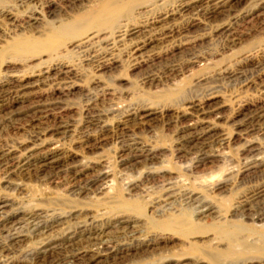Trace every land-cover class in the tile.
Returning a JSON list of instances; mask_svg holds the SVG:
<instances>
[{
  "label": "rangeland",
  "instance_id": "rangeland-1",
  "mask_svg": "<svg viewBox=\"0 0 264 264\" xmlns=\"http://www.w3.org/2000/svg\"><path fill=\"white\" fill-rule=\"evenodd\" d=\"M102 1L0 0V10L8 13L0 16V105L7 103L4 109L0 108V152L18 155L27 149L25 153L29 151L28 154L40 158L55 144L63 161L52 171L35 172L31 168L24 174V171L8 173L0 164V208L5 216L14 223L28 212L43 215L41 222L44 218L50 221L58 217L55 223L58 225L43 233L28 225L26 230L24 224L9 230L13 238L17 237L15 231L21 234L18 241L9 240L4 230L7 224L0 223V264L20 260L25 262L22 264H36L37 253L45 249L46 260L53 257L52 264H64L68 247H64L61 233L91 222L95 226L100 224L98 227L109 238L108 246L115 249L143 241L152 245L117 258L102 256L92 260L89 256L96 245L91 244L93 241L84 242L87 255L82 264H264V218L251 220L264 211V164L252 168L247 162L257 155L264 158V124L252 127L245 120L264 85V21L249 24L238 21L241 34L234 45L217 29L223 20L242 14L263 0H233L230 7L223 8L229 11L228 17L222 14L207 17L201 7L173 12V19L166 20L162 33L155 35L156 40L145 46L144 54L136 60L119 42L107 46L94 41L87 43L92 48L86 44L69 47L71 41L66 39L60 45L65 50L58 56L44 49L45 35L52 27L96 12ZM175 1L166 8L175 9ZM157 11L160 9L136 16L134 21L142 24ZM31 17L39 21L32 23ZM105 33L106 30L101 31L99 39ZM17 40L38 42L43 49L25 55L15 53L8 47ZM59 71L64 72L56 76ZM12 75L28 79L24 91L7 84ZM176 88L180 92L169 98L168 91ZM209 96L212 108L218 110L206 116L203 127H214V131L202 144L189 143L177 152L180 131L194 119L180 114L183 100ZM43 108L57 121L66 123L69 130L44 136L45 127L53 123L49 115L39 118L42 114L36 112L44 111ZM145 108L157 113L142 123L128 115ZM134 147L154 150L156 158L150 161L133 158ZM103 170L109 173L106 186L101 184L105 179L98 177ZM218 181L224 184L220 189L213 187ZM131 183L133 190H127ZM75 187L81 188L82 193L77 195ZM191 190L201 197L200 201L204 200L203 205L207 203L214 209V214L200 217L194 213L200 203L184 204L182 191ZM170 193L174 195L172 200L167 199ZM123 200L139 205L143 215L118 207ZM241 200L244 205L235 209ZM180 214V219H187L196 231L180 235L150 224ZM205 225L215 226V232L201 228ZM222 230L233 232L231 242L221 238ZM228 245L246 250L218 263L201 253L205 249L226 252Z\"/></svg>",
  "mask_w": 264,
  "mask_h": 264
},
{
  "label": "bare ground",
  "instance_id": "bare-ground-1",
  "mask_svg": "<svg viewBox=\"0 0 264 264\" xmlns=\"http://www.w3.org/2000/svg\"><path fill=\"white\" fill-rule=\"evenodd\" d=\"M65 1H69V0H65ZM171 1L173 2L174 0H103L102 2H100L99 7H98V10L96 12H93L91 14H88V13L87 14H84V17L83 18L74 19L73 21L68 22L66 24H61V25H59L57 27H52L51 30L48 32V34L45 35V37H46L45 39H47V40L45 42L46 45L44 46V49H46L47 52H50L51 55L52 54L53 55L60 54L61 52H63L65 50V48H64V50L63 49H60L61 42L65 41L66 39L69 40V41H71V43L69 45H67L69 47H73V46L74 47H79V46H81L83 44L89 45L91 47L92 44L90 45V44H87V43H92V42L94 43V41L104 42V43L107 44V46L109 45L108 43L114 45L113 43L119 42L120 43L119 45L123 44L125 46V48L128 50V51H126V50H124V51L125 52H128V54L131 55L132 58L136 60L137 58H140L141 57V54H142L145 46L149 45L153 40H156L155 35L156 34L158 35V34L162 33V31L165 28V25L164 24H166V22H167L166 20L167 19H173V14H174L173 12H177V13L180 12V13H182L183 11H185L187 9H199L200 10V7H201V9L203 11L202 13L205 14L207 17H212L214 15H220V14L226 15V17H228L229 11L228 10H224L223 8L226 7V6L227 7H230L231 6L230 2L233 1V0H177V1H175V2H177L176 3V8L173 9V10L166 8V6H168ZM255 4L253 5V7H250V8L248 7L249 8L248 10L245 9L246 11H244L242 14H239V15H231L230 17L227 18V20H223L221 22V24L219 23L220 26L217 29L221 30V32L225 34V37L227 36V38H229L228 40L232 44L239 39V36L241 34V31L237 29V26L238 25L241 26V24H238L239 23L238 21H240V22L242 21L243 24H249V23H254V22L256 23L257 21H262V22L264 21V0L263 1H260L259 4H256V5ZM164 8H166V9H164ZM170 8H172V6ZM155 9H160V11H157L156 14L154 15V17L153 18H150L148 21L144 22V21L141 20L142 22H144L142 24H141V22H140V24H138V23H136L134 21V18L136 16H139L140 17L141 14H143V13L146 14L148 12L149 13L150 12H153ZM0 16H8V13L7 12L5 13V11H1L0 12ZM10 17L11 16H9V19H10ZM36 17L35 18L31 17L32 19L30 18L31 20L30 19H28V20L32 21V23L33 22L34 23H37L39 21V19L36 18ZM120 20H123V21L125 20V22L120 23L119 22ZM181 29H183V28H181ZM103 30H106V33H105L106 36H104V38L101 37V39H99L100 38V35H101L100 32L103 31ZM89 46H87V49H88ZM81 47H83V46H81ZM110 47H111V45H110ZM113 47H115V46H113ZM8 48L11 49L12 51H14L15 53H20V54H24V55L27 54L28 52H31V51L35 52V51H37V49H43V48H41V46L39 45L38 42H32V44H30V42L21 41V40L20 41L17 40L15 42H13ZM67 48L68 47H66V49ZM119 48L120 47H118V49ZM170 48H172V47H170ZM110 51H112V50H110ZM106 52H107V50H106ZM260 53H261V51H260ZM129 55H127V56H129ZM99 56H100V54H99ZM145 56H146V54H145ZM128 58H130V56ZM135 60H133V61H135ZM187 64H188V62H187ZM43 66H42V68H43ZM44 67H46V66H44ZM47 67H49V66H47ZM99 68H100V66H99ZM37 71H38V69H37ZM49 71L50 70L46 71V73H48ZM63 72L64 71L57 72L56 73V76H58V74L63 73ZM39 73H42V72L39 71ZM68 73H69V70H68ZM262 73H264V72L262 71ZM8 78L9 79L7 80V84L11 85V87H13V89H15V90L16 89L17 90L18 89H23V87L25 85L24 82L26 80H28L27 78H24V77H20L19 78L17 76L15 77L13 75L11 77H8ZM27 84L28 83H26V85ZM64 87H63V90H64ZM70 88H71V86H70ZM23 91H24V89H23ZM60 91H61V89H60ZM179 92L180 91H179L178 88L173 89V90L170 89L168 91V96H169V98H172L173 95H175V94H177ZM21 93H23V92H21ZM182 93H184V92L182 91ZM259 93H260V97H259L257 103H255V105H253V107H251L249 109V111H248L249 113H248V115L246 116V119H245L248 122V125L250 124L252 127H253L254 124H258L259 125V123H261V122L264 124V85H263V88L260 89ZM178 96H179V94H178ZM182 96L183 95H181V98H182ZM189 98L188 99L185 98L184 100L182 99L183 100L182 103H184V104L182 106V108H183V110L181 111L182 113H180V114L181 115L188 114V115L192 116L194 119L190 120L191 121L190 123L184 124L185 126H183L182 130L180 131L181 136H180L179 147L177 148V152H180L181 150H183L184 149L183 147L186 146V144H189V143H193V142L199 143L200 142V144H202L203 142H201V141H204L205 138H207L209 136V134L212 131H214V129H215L214 127H207V126L206 127H203V121L205 120L206 116L208 114L214 113L216 110H218V108L217 109L216 108H212L213 107L212 106L213 101H211V98L212 97L209 96V97L204 98V99L203 98L202 99H200V98L198 99L197 98L198 100L197 99H191L192 97L190 99ZM215 103H217V102H215ZM6 106H7V103H2L0 105V108L1 109H4V107H6ZM145 107H147V106H145ZM215 107H216V105H215ZM45 108H43V110ZM47 108H49V107H47ZM50 111H51V109H50ZM63 112H64V110H63ZM36 113L42 114L41 117H39V118H46V117H48V115L51 116V118H52L50 120L53 123V125H51V126L48 125V127H45L47 129L46 130L44 129L45 130L44 131V134H43L44 136H47L48 134H51L52 136L55 135V134H64L67 130H69L68 129L69 126L66 123L61 122V121H57L58 120L57 117H53L51 114H48L47 112H45V110L44 111H40V112L38 111ZM156 113L157 112L152 111L151 108L150 109L149 108L148 109L145 108V109H142L140 111H135L133 113H130L128 115H130V117H132V120H135L138 123H142V122H144L146 120V118H148L151 115H155ZM31 114L32 113H30V115ZM32 118H33V116H32ZM200 125H201V127H200ZM118 128H119V126H118ZM122 130H124V129H122ZM101 132H99V133H101ZM41 137H42V135H41ZM82 140L83 139H81V141ZM84 141H86V139ZM98 141H100V140H98ZM51 142L49 141L50 144H51ZM50 146L52 148L50 150L46 151V152H48L46 154V156L40 157V158H38V156L35 157L34 155L32 156V155L28 154L29 151L27 153H25V150H27V149H25L24 152H20L18 155L15 154L16 152L15 153H12V152L1 153L0 152V164H1V166H3V168L6 171H8V173L9 172H18L19 173V172L24 171L22 173V174H24L25 171H29V169H31V168H33V171H35V172H46L47 170L48 171L49 170L52 171L53 169H55L58 166H60L59 164L60 163H63V161H62V158H61L62 154H60L59 149H58L59 146H56L55 144L54 145H50ZM25 148H26V146H25ZM190 148L191 149H194L192 146ZM188 150H190V149H188ZM195 152H196V150H195ZM203 152H205V151H203ZM196 154L197 153H195V155ZM257 156H253L251 158L249 157L250 159L247 160V162L249 164H252V165H250V167L253 168V166L256 165V164H264V158H259V156L258 157ZM132 157L133 158L142 157L141 160H145V161L146 160H149L150 161L151 159L156 158V154H155V151L154 150L140 149V148L134 147L133 150H132ZM195 157H197V156H195ZM194 163H195V159H194ZM188 168H190V167H187L186 169H188ZM192 168H193V166H192ZM191 170H193V169H191ZM108 174L109 173L107 171H105V172H104V170H103V172L100 171V173L98 175V177H100L99 180L105 179L107 176H109ZM49 176H50V174H49ZM225 181H226V179H225ZM106 182H107V179H105L104 181H102V183H101L102 186L103 185L106 186L107 185ZM220 182H221V180H220ZM220 182L218 181L216 184H214L213 187L216 188V189H220L224 185V184H220ZM110 183H109V185H110ZM109 185H108V187H109ZM110 187H111V185H110ZM127 187H128L127 190H130V189L133 190L134 184L131 183V184L127 185ZM78 188L79 187H77V188L75 187V190H74L77 195H78V193H82L81 192L82 190H80L81 188L79 190H78ZM76 189H77V191H76ZM104 189H106V187ZM104 189H101V190H104ZM199 189H201V188H199ZM101 190L99 188V191H101ZM107 190H108V188H107ZM182 194H183V197L182 198H183L184 204H186V206L189 205V204H191L192 202L193 203L194 202L200 203V204L196 205V209H195V212H194V213H196V215H200V217H202L204 215L214 214V212H212L214 209H212L211 207L206 206L207 205L206 202H205L206 205H203L202 204V200L203 199H201V201H200V198L201 197H197V195L194 192H192V190L190 192L188 191V192H185V193L182 191ZM259 195H261V194H259ZM250 196H252V195H250ZM173 198H174L173 193H170L169 195H167V199L168 200H172ZM253 198H255V197H253ZM117 205H118V207L121 206V208L122 207L125 208L126 211L127 210L128 211H132V212L133 211H137L138 213L139 212L141 213V210H140L141 207L139 208V205H137L135 203H131V202H128V201L123 200V201H120ZM168 205H166V206H168ZM243 205H244V201L241 200L240 202L237 203V206H236L235 209L238 210L239 207H241ZM5 207H3V208H5ZM248 208H250V207H248ZM248 208H245V209H248ZM243 211H244V209H243ZM26 213H27V211H26ZM182 215L184 216V214H182ZM42 216L39 215V213L38 214H35L33 212L32 213H29L28 212L27 215H24V217L20 219L21 220L20 222H15L14 223V222H12V218H10L7 215L5 216V214L2 213L1 208H0V223H1V225H2V222H4L5 224H7V227H5L4 230L7 231L8 239L9 240H12L13 239V241H14V239H16V241H18L17 239H18V237L21 234L18 231H15L14 233H15V235L17 237L13 238V236H9V233L8 232L11 229H14L15 230L16 227L19 226V225L21 226V224L26 225V230H28L27 229V225H28V226L31 227L32 230H37L38 232L39 231L40 232L42 231L41 233H43V231H45L46 229H50L51 227L58 225V224H55L56 223V218H58V217L54 216V217L51 218L50 221H45V218H44V220L41 222L40 219L42 218ZM180 217H181V214H180V216H176V217L173 216V218H171L168 221H163V222H157V221L155 222L154 221V222H151L150 224L154 225L153 227L158 228L160 230H169V231L171 230L172 232L179 233L180 235H187L191 231H196L197 228H195L187 219L186 220L185 219H182L181 220ZM262 218H264V211H261L260 213H257L251 220H260ZM93 221H94V219H93ZM98 226H100V224ZM98 226H95L91 222L89 225H83V226H80V227H77V228L74 227L75 229H72V230H70V228H69L68 231L66 230L67 232L61 233L62 234V236H61L62 238L61 237L60 238L63 241V243L65 244L64 247H68V249L66 250L67 251L66 252L67 254H66V256H64V258H66V261L64 260L66 264H82L81 262L85 259V256L87 255V252L84 251V249L86 247L83 248V245H82V243H84V242H90V241L92 242L93 241L92 243L91 242L90 243L96 245L95 249L93 247L94 252L92 253L91 256H89L90 259H92V260L98 259L99 257H102V256H104V257H110L111 256L110 258H117V256L129 254V252H131V251H138V250L143 249V248L145 250H147L152 245L149 242L146 243V242L143 241L142 243H139L138 242V244H135L134 246H130V247H127V248L125 246V249L124 248L123 249H119V248L118 249H115V247L108 246V245H110L109 244V241H108L109 238L107 239L105 237L106 234H104L103 228H101V227L99 228ZM202 227H204V229H208L209 228L213 232H215L214 229L216 228L213 225L212 226L205 225V226H201V228ZM242 229H243V227L241 228V230ZM21 231H23V230H21ZM232 233L233 232H231V230H222L221 233H220V236H221V238L224 241H226V242L229 243V242L232 241V237H231L232 236ZM239 243L242 244L243 242H239ZM86 246H88V245H86ZM55 247H53L51 249H54ZM61 249H63V248H61ZM243 249L246 250V248H244L242 246L239 247V246H236V245H234V246L228 245L226 252H220L217 249H213L212 252H211L209 249H205V250H201V253L204 256H206L207 258H209L210 260H212L213 262L218 263L220 260L223 261L222 259L225 258V257H226V259H228V258H230L234 254H239L240 252L243 251ZM35 251H36V249H35ZM88 251H90V250H88ZM47 252H48V250H46V249L43 250V251H41V252H39V253L36 252L37 254H39L37 256V258H36V264H52V263H54L55 260L53 259V257L52 258H49L48 260H46V253ZM30 254L31 253H29V255ZM24 256H27V254H25ZM29 259H32V257L29 258ZM58 260H59V258H58ZM15 261H17V260H15ZM25 261H27V260H25ZM10 262H12V261H10ZM30 262H33V261H30ZM20 263L22 264V263H25V262H23L22 260H20L19 262L15 263V264H20ZM195 264H197V263H195Z\"/></svg>",
  "mask_w": 264,
  "mask_h": 264
}]
</instances>
